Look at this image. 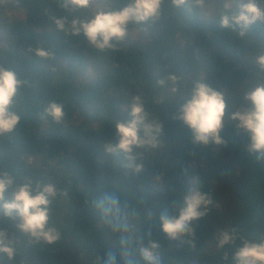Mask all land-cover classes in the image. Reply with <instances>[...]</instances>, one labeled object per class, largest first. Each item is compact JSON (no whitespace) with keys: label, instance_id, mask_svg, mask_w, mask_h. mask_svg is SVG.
<instances>
[{"label":"trees","instance_id":"1","mask_svg":"<svg viewBox=\"0 0 264 264\" xmlns=\"http://www.w3.org/2000/svg\"><path fill=\"white\" fill-rule=\"evenodd\" d=\"M211 1L216 6L208 15ZM63 2L0 0V15L9 10L15 16L0 37V67L22 81L10 109L20 121L0 136V172L9 173L16 185H55L50 225L60 233L55 243L33 241L15 221L0 215V229L8 232L15 248L11 260L0 254V264H96L106 250H118L117 234L94 203L105 193L118 197L135 232V264H145L136 248L149 240L159 243L163 264H234L232 253L242 241L264 238V155L248 151L249 136L237 129L236 121L223 127L224 144L198 146L190 130L173 117L197 80L224 94L225 117L248 106L246 92L264 84V70L255 63L256 56L264 55V23L240 35L239 29L219 24L222 12L234 11L223 0H205L202 8L192 0L181 8L164 0L158 18L130 23L123 40L101 50L71 30L74 18L95 16V0L84 9L63 7ZM126 3L109 0L107 10ZM258 3L264 8V0ZM60 18L65 30L54 22ZM37 49L47 57L36 55ZM169 76L178 78L175 92ZM133 97H140L150 119L162 124L158 140L182 143L173 150L176 162L162 187L153 183L160 164L148 149H134L144 165L139 174L124 167L122 153H105L106 144L117 142L115 123L129 118ZM51 102L63 106L59 122L45 112ZM189 189L210 196L208 214L193 222V237L170 241L160 230L159 217L176 214L173 201ZM226 224L236 229L234 242L205 254V244Z\"/></svg>","mask_w":264,"mask_h":264},{"label":"clouds","instance_id":"2","mask_svg":"<svg viewBox=\"0 0 264 264\" xmlns=\"http://www.w3.org/2000/svg\"><path fill=\"white\" fill-rule=\"evenodd\" d=\"M175 8L184 7L188 0H170ZM93 0H64L63 7L84 9ZM164 0H127L119 10H98L90 20L74 18L71 21L73 34L83 33L88 42L103 50L113 47V41L123 40L127 35L130 23L145 22L156 19L161 14ZM195 7H203L205 0H192ZM234 11L229 14L222 12L219 24L225 29H239L243 35L247 29L257 22L264 23V8L258 0H233ZM58 29L65 30V20L55 19ZM36 55L47 57L42 49L36 50ZM255 63L264 70V55L255 57ZM172 91L177 89L176 76H169ZM159 83L163 84L164 81ZM15 72L0 67V136L13 131L20 121V116L11 111L13 100L21 86ZM248 106L240 108L230 115L236 121L237 129H242L249 136L248 151L264 155V84L258 85L245 94ZM227 101L224 94L210 85L195 81L192 84L189 98L178 108V114L173 118L181 121L191 133L194 145L208 146L225 143L220 133L224 127ZM45 112L54 121L59 122L63 116V106L51 102ZM128 119L115 123L117 142H109L104 146L106 154L122 153L127 163L124 165L134 174L144 169L140 154L134 152L138 148L159 147L158 137L162 133V124L152 120L146 111L140 97H133L129 106ZM57 195L54 184L30 183L16 185L14 178L7 172H0V215L15 221V227L33 241L43 240L55 243L60 238L57 229L50 225L49 206ZM100 215L112 228L118 237V250L108 249L103 257H97L96 264H135L132 244L136 242L135 232L122 213L118 197L105 193L95 202ZM212 201L207 193L199 190H186L181 199L173 201L174 215L167 213L159 217L160 230L170 241H184L185 237L195 234L194 221L207 216ZM236 239V229H225L219 233L217 247L224 249ZM160 245L149 240L145 246L137 244L136 251L145 264H163L158 252ZM0 254L11 260L15 255L13 241L8 232L0 229ZM119 257V258H118ZM224 259H229L227 253ZM234 264H264V238L259 240H244L232 253Z\"/></svg>","mask_w":264,"mask_h":264},{"label":"rangeland","instance_id":"3","mask_svg":"<svg viewBox=\"0 0 264 264\" xmlns=\"http://www.w3.org/2000/svg\"><path fill=\"white\" fill-rule=\"evenodd\" d=\"M224 5H226L229 8H233V0H223ZM109 4V0H95L94 2V14L97 13L98 10H107ZM216 3L214 1H211L207 6V14H211L215 9ZM19 15L22 17H25L26 11L21 10L19 12ZM15 19L14 14L6 10L4 13L0 15V37H2L5 33V25L8 23H11ZM3 43L0 42V46H2ZM90 46H94L89 43ZM89 74H92V69H89ZM258 85H254L255 88ZM234 121L231 120L229 117L224 118V127L227 125L232 124ZM182 145L180 141H166V140H159V147L155 149L148 148V152L150 153V158L152 161H157L160 164V168L158 170L157 175L153 179V183L157 187H162L165 182V174L170 170V168L175 164L176 158L173 154V150L179 148ZM229 229V224H226L223 226L220 230ZM219 232V233H220ZM218 235L211 241H208L203 249V252L207 255H213L219 251L220 248L217 247V238ZM80 250V248H79ZM84 254V253H83ZM190 264H199L198 261L191 262Z\"/></svg>","mask_w":264,"mask_h":264}]
</instances>
